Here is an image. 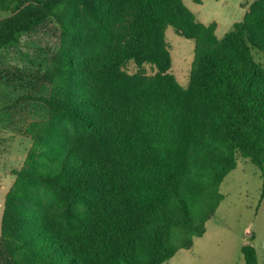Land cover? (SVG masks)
Returning <instances> with one entry per match:
<instances>
[{"label":"trees","instance_id":"obj_1","mask_svg":"<svg viewBox=\"0 0 264 264\" xmlns=\"http://www.w3.org/2000/svg\"><path fill=\"white\" fill-rule=\"evenodd\" d=\"M0 10V49L50 17L61 25L43 73L50 118L30 130L5 198L0 242L13 264H161L205 231L239 153L264 172V0L222 39L183 0ZM168 26L196 42L188 87L170 72ZM243 252L257 264L254 246Z\"/></svg>","mask_w":264,"mask_h":264},{"label":"rangeland","instance_id":"obj_2","mask_svg":"<svg viewBox=\"0 0 264 264\" xmlns=\"http://www.w3.org/2000/svg\"><path fill=\"white\" fill-rule=\"evenodd\" d=\"M183 1L198 20L214 23L216 35L222 39L244 19L254 0ZM8 14L0 10V19ZM165 38L172 57L170 72L188 87L196 42L173 26L166 28ZM60 41L61 25L50 17L24 35L17 47L0 49V235L5 198L16 179L13 169L23 166L33 145L30 130L50 118L43 98L51 96L52 84L44 81L43 73ZM253 52L259 60L262 53L258 49ZM220 191L223 197L207 219L205 231L194 237L189 248L179 249L161 264H247L245 244L256 248L257 264H264L263 170L239 153ZM0 264H13L1 242Z\"/></svg>","mask_w":264,"mask_h":264}]
</instances>
